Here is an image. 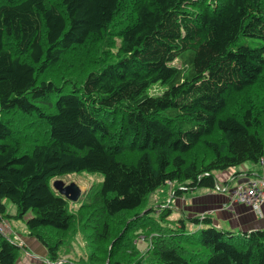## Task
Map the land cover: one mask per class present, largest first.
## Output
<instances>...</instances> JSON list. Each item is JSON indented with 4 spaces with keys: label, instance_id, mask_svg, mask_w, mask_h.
Masks as SVG:
<instances>
[{
    "label": "trees",
    "instance_id": "16d2710c",
    "mask_svg": "<svg viewBox=\"0 0 264 264\" xmlns=\"http://www.w3.org/2000/svg\"><path fill=\"white\" fill-rule=\"evenodd\" d=\"M259 86L264 0H0V222L26 220L51 261L82 235L80 264H264V230L173 219L168 196L143 213L264 158ZM85 172L103 181L72 210L52 181ZM19 251L0 231V264Z\"/></svg>",
    "mask_w": 264,
    "mask_h": 264
},
{
    "label": "crops",
    "instance_id": "0c3cea01",
    "mask_svg": "<svg viewBox=\"0 0 264 264\" xmlns=\"http://www.w3.org/2000/svg\"><path fill=\"white\" fill-rule=\"evenodd\" d=\"M247 165L246 163L242 167V170L233 171L232 173L229 171H224V184L230 178H237L239 174L246 177H254L258 174L263 173V167L261 164ZM223 173V172H221ZM218 173H216L217 175ZM231 175V176H230ZM218 182L220 180L219 175H217ZM222 181L220 180V185H222ZM239 181V180H238ZM231 183V182H230ZM215 189H198L190 194H186L183 197L174 199V209L185 203L189 198H193L194 201L192 205L195 206V211L193 214H190V217H197L201 209H196L197 207H211L210 215L214 216V225L218 228H224L223 225H228L230 230L239 229L242 232L254 231V230H264V204H262V215H259L252 209L247 206L234 203L230 204L229 197L224 193H219ZM199 194H196L199 192ZM160 197H158V200ZM162 203L165 202L164 197H162ZM209 199V200H208ZM206 201L205 203L203 201ZM11 203L6 202L7 212L11 216L16 215V209L10 205ZM160 208V203H158ZM206 204V205H205ZM176 214L174 211L173 217ZM186 215V214H184ZM181 217V216H180ZM179 217H177L178 219ZM26 221V220H25ZM23 220H14V219H3L0 222V231L6 234L9 237H12L13 240L18 244L20 251L18 255V259L16 264H50L51 261L47 248L34 236H31L29 230L27 228L26 222ZM195 228L194 226L189 227V229ZM197 228V227H196ZM69 246H65L61 250V258L65 263L70 261V264H80L81 256L77 257L76 250L69 251L68 256H64V249ZM73 248V247H71ZM142 250V249H141ZM66 260V261H65Z\"/></svg>",
    "mask_w": 264,
    "mask_h": 264
},
{
    "label": "rangeland",
    "instance_id": "374dc122",
    "mask_svg": "<svg viewBox=\"0 0 264 264\" xmlns=\"http://www.w3.org/2000/svg\"><path fill=\"white\" fill-rule=\"evenodd\" d=\"M176 65H180L179 62H176L175 63ZM263 87V86H262ZM255 90V93H254V96L255 97H262L264 94V87L263 89L259 88L256 90V88L254 89ZM162 92V88L161 87H153L149 90V93L150 94H153V95H159L160 93ZM21 119V118H20ZM19 119V120H20ZM25 126L21 127V130H22V134H23V129H24ZM264 134V133H263ZM247 165H255V163H252V162H246ZM242 167L243 166H238V167H235V168H231L227 171L229 172H233V171H239V170H242ZM217 175H219V178L220 180L222 181V179L224 178V172L223 173H218ZM216 175V176H217ZM231 176V175H230ZM103 175L101 174H91V173H79V174H71V175H64L62 177H58V178H55L53 181H52V184L55 180H62L64 181L66 184H70V183H76L79 187L82 188L83 191H86L88 190L91 186H94V185H97L99 182H102L103 181ZM220 180H219V183H220ZM238 182L237 181H234L231 183V186H235ZM169 185V189L167 190V188L164 190H158L156 192H153L149 195L148 197V201H147V204L145 206V209H143V213L148 211L150 208H153V209H159L157 206H159L158 203H162V197H164V199H166L165 197H170L169 200H168V203L169 202H172V206L175 207L174 205V202L171 197L172 195V189H173V184H168ZM222 185H224V181H222ZM214 191V190H213ZM199 192H197L196 194H199ZM214 193H216L214 191ZM173 196V195H172ZM158 197H160L158 200ZM195 197V196H194ZM193 197V198H194ZM193 198H189L185 203L183 202L182 205H179L177 206L174 211H176V214L174 215L173 219H177V217H184V218H189L190 217V214H193L194 211H195V206L192 205L193 202H196L193 200ZM209 200V199H208ZM204 203L206 202L205 200L203 201ZM12 205V203L10 204ZM206 205V204H205ZM15 209H16V205H12ZM73 206V203H71V206L70 208ZM76 206V204H75ZM77 207V206H76ZM72 209V208H71ZM196 209H201L199 213V216H202V215H210L211 213V210L213 208L211 207H207V206H204V207H197ZM73 210V209H72ZM159 211H161V209H159ZM9 212V211H8ZM155 213H158V215H156V219H158V217L160 216V213L161 212H155ZM186 214V215H184ZM131 216V215H130ZM213 219H214V216H213ZM25 221V220H23ZM26 222V221H25ZM224 228L222 229H225V230H230L231 228L228 227V225H223ZM190 227V226H189ZM141 232H138V236H137V245H138V248L142 251V252H146L149 247H150V243L148 241V238L150 236L149 234V231L148 230H144L143 228L140 230ZM235 232H240L239 229H236ZM119 235V234H118ZM130 235V234H129ZM149 235V236H147ZM118 237V236H117ZM90 242L89 241H86V239H84L82 237V235H77V237H75L70 243H69V247H67L66 249H64V256H68L69 254V251L70 249L71 250H76V254H77V257L81 256V257H89L91 255V253L93 252V249H92V245L90 246L89 244ZM73 247V248H71ZM122 248V247H121ZM123 249V248H122ZM126 249V248H125ZM125 251V250H124ZM71 252V251H70ZM81 258V259H83ZM66 261V260H65Z\"/></svg>",
    "mask_w": 264,
    "mask_h": 264
},
{
    "label": "built area",
    "instance_id": "2783aa9c",
    "mask_svg": "<svg viewBox=\"0 0 264 264\" xmlns=\"http://www.w3.org/2000/svg\"><path fill=\"white\" fill-rule=\"evenodd\" d=\"M259 164L263 167V173L254 177H246L239 174L237 178H230L225 186L220 184L215 190L229 197L230 204L240 203L262 215V204H264V158ZM239 180V181H238ZM237 181L235 186L231 183ZM231 182V183H230ZM50 264H66L63 260L50 262Z\"/></svg>",
    "mask_w": 264,
    "mask_h": 264
},
{
    "label": "water",
    "instance_id": "95a60500",
    "mask_svg": "<svg viewBox=\"0 0 264 264\" xmlns=\"http://www.w3.org/2000/svg\"><path fill=\"white\" fill-rule=\"evenodd\" d=\"M52 185H53V188L57 192H59L61 195L65 196L72 203H76L80 199L82 194L84 193L82 188L79 187L76 183L66 184L62 180H55ZM4 235L7 236L6 234H4ZM107 263H108V261H107Z\"/></svg>",
    "mask_w": 264,
    "mask_h": 264
},
{
    "label": "bare ground",
    "instance_id": "6f19581e",
    "mask_svg": "<svg viewBox=\"0 0 264 264\" xmlns=\"http://www.w3.org/2000/svg\"><path fill=\"white\" fill-rule=\"evenodd\" d=\"M215 191V190H214Z\"/></svg>",
    "mask_w": 264,
    "mask_h": 264
}]
</instances>
